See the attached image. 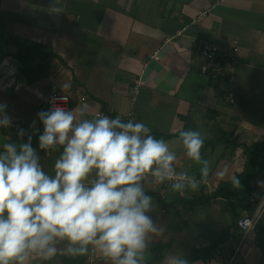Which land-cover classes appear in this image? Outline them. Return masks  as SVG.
I'll list each match as a JSON object with an SVG mask.
<instances>
[{
  "label": "crops",
  "instance_id": "1",
  "mask_svg": "<svg viewBox=\"0 0 264 264\" xmlns=\"http://www.w3.org/2000/svg\"><path fill=\"white\" fill-rule=\"evenodd\" d=\"M59 2L63 12L53 14L52 0H0V103L7 105L12 117L11 127L0 128V151L5 142H27V135L21 140L17 133L24 129L32 134L34 120L42 134L37 103L52 91L69 92L70 110L87 109V118L98 110L111 118L129 108V89L140 77L134 121L168 141L177 155L176 170L197 179L199 165L184 155L177 137L181 129L203 130L207 139L202 156L211 165L207 183L184 195L172 192L171 182L157 185L146 177L148 195L158 193L166 202L177 197L191 201L199 194L202 199L198 205L175 204L173 214L166 217L169 206L151 195L161 211L150 213L160 228L151 242L170 240L167 254H175L174 248L182 245L178 254L186 255L197 245L211 243V234L219 232L221 259H197L190 264H264V184L259 183L264 181V162L248 183L254 188L251 197L260 203L248 238L242 240L237 221L254 205L237 208L234 217L229 194L205 201L221 182L231 181L245 167L241 145L210 146L217 133H229L237 143L264 140V0ZM201 42L217 48L225 69L222 77L201 73L205 62L198 53ZM156 50L160 58H150ZM31 144L45 171L51 173L62 149L40 150L38 134ZM220 172L225 175L220 177ZM187 236L190 243L183 244ZM85 256L86 264H91L89 254ZM64 258L59 254L51 261L37 257L29 264H64Z\"/></svg>",
  "mask_w": 264,
  "mask_h": 264
},
{
  "label": "clouds",
  "instance_id": "2",
  "mask_svg": "<svg viewBox=\"0 0 264 264\" xmlns=\"http://www.w3.org/2000/svg\"><path fill=\"white\" fill-rule=\"evenodd\" d=\"M50 12H63L59 0H52ZM50 102L37 113L42 134L34 120L32 134L17 133L21 140L27 135V142H5L0 151V264L89 252H99L104 264H150L151 240L160 228L150 215L157 204L146 194V177L157 185L171 182L170 190L180 195L198 191L211 171L201 151L207 133L178 132L184 155L199 165L197 179L176 170V152L143 122L102 113L87 118V109L77 113L55 98ZM11 126L7 105L0 103V128ZM34 134L40 150L62 149L51 173L32 147ZM230 179L240 187L235 175ZM162 264L190 262L182 253L166 254Z\"/></svg>",
  "mask_w": 264,
  "mask_h": 264
},
{
  "label": "trees",
  "instance_id": "3",
  "mask_svg": "<svg viewBox=\"0 0 264 264\" xmlns=\"http://www.w3.org/2000/svg\"><path fill=\"white\" fill-rule=\"evenodd\" d=\"M211 113V111H210ZM164 136H170V134H166ZM232 136V135H231ZM218 143H226L231 144V147H236L241 145L243 147L244 153L246 155L245 167L242 172L235 175L236 178L240 181V187L234 188L231 181L221 182L216 190L211 194L210 197H206L205 201H209L212 198L229 194L232 200V213L233 216H236V209H250L253 205V201L251 200V194L254 190L252 186L248 183L252 177H254L260 170L261 166L264 162V140L255 142V143H237L232 140L229 133L218 132L216 137L210 141V146H214ZM146 194H150L147 192ZM153 196H157L159 203L161 205L174 206L182 204V205H190V204H200L202 199L201 195L195 196L191 201L186 200L182 197H177L171 202H166L161 199V196L158 193H151ZM211 243L206 247L201 248H192L191 252L184 255L189 262H193L197 259L207 260L211 257L212 253L217 248L221 237L219 236V232L212 233ZM172 242L170 240H158L154 241L150 244V252L152 259L150 264H160L169 249L171 248ZM86 256L82 257H66L63 259L64 264H86L85 262Z\"/></svg>",
  "mask_w": 264,
  "mask_h": 264
},
{
  "label": "built area",
  "instance_id": "4",
  "mask_svg": "<svg viewBox=\"0 0 264 264\" xmlns=\"http://www.w3.org/2000/svg\"><path fill=\"white\" fill-rule=\"evenodd\" d=\"M215 4L220 3L224 0H214ZM217 48L213 45H210L205 42H201L200 47L198 49V53L204 57L205 62L201 65V73L208 75L213 78H219L222 77L225 74V69L223 67L222 61L219 58V53L217 52ZM150 58L159 59V50L154 51ZM143 80L138 77L134 80L133 84L131 85L129 89V108L125 112H116L113 117L120 116L123 120L132 119L134 120V105L136 102V98L140 92V88L142 86ZM230 97L233 99V93H229ZM55 98V103L60 104L64 106L67 110H70L71 108V101H72V95L69 92L65 91H52L49 96L46 97V99H41L37 103V107L40 111L42 110H48L52 103L50 101ZM83 99L86 98V94L83 95ZM96 113H102L107 115L105 111L98 110ZM95 113V114H96ZM15 129L19 130V125L15 126ZM251 200L253 201V209L252 212L243 215L240 217L237 221V228L242 232V240L248 238L249 234L252 232L254 220L257 214V210L259 209V202H256L255 199L252 197ZM210 243L204 242L202 245H197V248L206 247ZM101 255H97L95 252H89L88 261L91 264H97L99 260L101 259ZM221 259V253L218 248L215 249V251L211 255V260H220Z\"/></svg>",
  "mask_w": 264,
  "mask_h": 264
},
{
  "label": "rangeland",
  "instance_id": "5",
  "mask_svg": "<svg viewBox=\"0 0 264 264\" xmlns=\"http://www.w3.org/2000/svg\"><path fill=\"white\" fill-rule=\"evenodd\" d=\"M153 199H154V202L157 204V208H156V210H155L154 212L158 211V213H159V212L161 213V211H160V205H159L157 199H156V198H153ZM174 210H175V208L169 206V207H168V211H167V213H166V217H169L170 215H172L173 212H174ZM190 238H191L190 236H187V239L183 242V244H184V243L189 244V243H190ZM175 242H176L175 244L179 243L178 241H175ZM151 243H152V242H151ZM180 245H181V244H180ZM182 247H183V246L181 245L180 248L177 249V246H176V247L174 248V249H176L175 254H178V253L180 252V250H181ZM63 256H64V255H63ZM65 257H68V256H65ZM97 264H104V260H103L102 257H101V259L99 260V262H98Z\"/></svg>",
  "mask_w": 264,
  "mask_h": 264
}]
</instances>
